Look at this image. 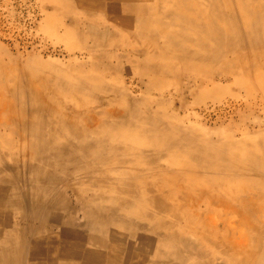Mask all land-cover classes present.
I'll use <instances>...</instances> for the list:
<instances>
[{
    "label": "bare ground",
    "instance_id": "6f19581e",
    "mask_svg": "<svg viewBox=\"0 0 264 264\" xmlns=\"http://www.w3.org/2000/svg\"><path fill=\"white\" fill-rule=\"evenodd\" d=\"M46 6L47 19L82 43L68 41L65 66L24 59L0 43V264L263 263L264 252L245 253L264 251V224L254 223L256 213L240 216L228 199L211 194L206 173L256 171L264 153L246 148L239 161L210 160L240 144L211 143L209 130L186 127L178 111L154 115L152 98H136L105 73H89L106 69L110 77L125 75L141 85L147 76L160 90L173 80L176 90L185 79V92L174 93L184 106L212 84L211 68L230 52L222 37L234 14H226L220 0H49ZM243 38L251 50L264 44L256 30ZM127 49L132 52L125 55ZM74 57L85 60L75 64ZM158 145L167 149L156 152ZM188 149L192 155L183 156ZM169 157L175 168L163 167ZM142 165H154L153 175L136 170ZM172 169L186 170L201 197L217 205L195 210L199 201L174 181ZM260 182L251 187V199L256 186L264 187ZM167 197L177 200L170 206Z\"/></svg>",
    "mask_w": 264,
    "mask_h": 264
},
{
    "label": "rangeland",
    "instance_id": "374dc122",
    "mask_svg": "<svg viewBox=\"0 0 264 264\" xmlns=\"http://www.w3.org/2000/svg\"><path fill=\"white\" fill-rule=\"evenodd\" d=\"M48 1L49 0H0V43L10 48L12 53L14 52L16 55H21L24 59L27 56L37 57V59L43 62L55 61L58 65L65 66L69 63V53L64 50L67 49L68 41L75 44L82 43V41L78 36L72 38L71 35H63L64 28H58V26L53 25L52 21L47 19L50 13L46 6ZM220 1L223 3V10L225 9L226 14L228 12L234 14V19L229 21V26L225 25V35L222 37L223 40L228 43L227 45L231 50L222 60L224 61L223 63L221 61L211 68L213 72L212 84L209 85L202 94H200L201 91L199 90L198 93L193 92L187 99L188 102L186 105H179L177 98L178 93L174 95L177 89L181 92H185L183 89L187 85H190L185 79L179 81V87L177 86L176 90L174 89V85L177 81L175 82L174 80L169 81L164 86V89L162 88L160 90L150 86L152 80L147 79V76L144 77V84L141 85L129 79L127 80L125 75L119 74L110 77L106 69H102L101 71H89V73L93 72L92 74L95 75L105 73L104 75H107L108 80H110L112 84L115 86L125 85L130 92H133L136 98H152L150 99L152 102L149 108L154 115L156 111L164 114L166 111H169V114L172 111H178L180 114L179 121L184 123L186 127H195L196 124L197 130H209L210 133H205L204 131L203 133L207 135L211 143L218 142L220 145L223 143L227 145L232 143L240 144L238 148L240 151L238 149L236 151L222 149V152L225 150V155L217 153V156L213 155L209 157L210 160L218 157L227 164V157L230 160L235 159L239 161L241 157L245 155L243 150L246 148L253 154L256 153L258 155L261 152L264 153V82L259 83L260 80H258L259 77H264V44L260 45L257 50H251L248 48L249 45L246 44L243 38L244 33L254 32L256 30V34L261 35V41L264 42V0ZM198 2L201 4V1ZM64 36H68L66 37V42H57V38ZM113 51L114 50H111L110 52L113 54ZM131 52L132 49L123 50L125 55ZM168 59L172 60L171 58ZM72 60L76 61L75 64H80L85 59L81 60L74 57ZM157 61L156 59L154 63H157ZM222 64L224 65L222 66ZM219 65H221V67ZM185 72L189 74L188 69H186ZM217 72L220 74H217ZM133 73H136L137 76L138 73H140L139 68L135 67ZM155 75L158 80L162 78V74ZM164 76L165 74L163 77ZM261 81L263 80L261 79ZM136 91H139V93ZM138 109L141 110L143 107L140 106ZM172 118L173 117H171V119ZM168 119L170 118H166V121ZM169 132L173 133L172 130H169ZM173 135L175 134H172V136ZM188 139L200 140L201 144H203L204 141L194 136H189ZM112 141L118 143L117 147L122 145L119 142V135ZM240 148H242V150ZM154 149L156 152H160L166 150L167 145L162 147L163 150H161L159 145ZM192 152V150L188 149L185 151V154L176 150L172 153L174 156L182 154L187 157L192 155ZM166 162L170 163V165H165L163 166L164 168H175L172 166V164L175 163L172 157L167 158ZM245 166L247 169L250 165L248 163L245 164ZM263 166L259 168L256 167V171H252L249 168L247 170L241 168L229 172L213 171L211 173H206V176H209L208 178L210 179L209 183L213 187L211 189V194L216 193L221 195L222 198L228 199L232 205L240 209L241 213H238L240 216L247 218L251 215L250 218H252L256 213V217L253 218L255 220L254 223L264 224V203L258 201L264 198V187L260 188V186H256V198H250L252 194L251 187L255 184H259L260 181V183L264 181ZM142 167L144 168L136 170L146 171L150 174L149 176L153 175L152 169L154 165L148 167L142 165ZM172 170V175L175 177L174 181L178 182L181 188L189 192L192 201H199L195 206V210L202 208L204 203H207L212 208L217 205L214 202H206L205 199L201 197L197 189L192 186L194 185V181L185 176L186 170ZM217 175H219V177ZM232 178H236L233 183L231 181ZM254 178L255 184L252 182ZM216 182L224 183L223 188L215 186ZM239 185H241L240 188L246 190L245 194H243L244 197L237 190ZM229 189L235 192L230 193ZM158 194H161V192H158ZM113 196L114 195H112V199ZM240 196H242L241 199L239 198ZM184 198L185 197H182L181 200H187ZM176 200V198L174 200L171 197L165 199L170 206H172L173 202ZM115 204H117V201ZM182 205L183 203L181 201V206ZM135 210L137 213L142 212L140 208ZM167 227H169V230H175L176 234L184 232L183 230H178L176 227V229H173L171 226ZM193 237H195L197 242L196 246H201L202 243L200 240H197L198 236L193 235ZM170 246L175 247L173 244H170ZM249 252L250 253H245V256H250L254 253L262 256L261 252L264 251L262 249H252ZM182 255L188 256L183 252ZM217 262L223 264L218 260ZM257 264H259V262ZM261 264H264V262Z\"/></svg>",
    "mask_w": 264,
    "mask_h": 264
}]
</instances>
